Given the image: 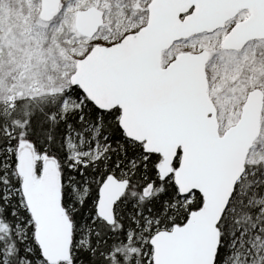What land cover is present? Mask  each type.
Returning a JSON list of instances; mask_svg holds the SVG:
<instances>
[{"label":"snow or ice","instance_id":"obj_1","mask_svg":"<svg viewBox=\"0 0 264 264\" xmlns=\"http://www.w3.org/2000/svg\"><path fill=\"white\" fill-rule=\"evenodd\" d=\"M0 264H264V0H0Z\"/></svg>","mask_w":264,"mask_h":264}]
</instances>
